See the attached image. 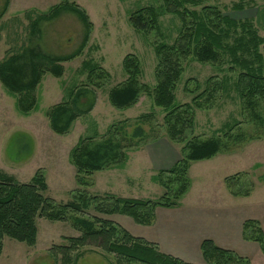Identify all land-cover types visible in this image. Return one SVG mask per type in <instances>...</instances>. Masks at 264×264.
Returning <instances> with one entry per match:
<instances>
[{"label": "trees", "instance_id": "obj_1", "mask_svg": "<svg viewBox=\"0 0 264 264\" xmlns=\"http://www.w3.org/2000/svg\"><path fill=\"white\" fill-rule=\"evenodd\" d=\"M8 5L9 0H5L0 18ZM64 11L75 13L85 26L83 40L77 49L66 55H49L29 48L0 60V81L17 95L18 108L24 114L38 106L36 90L45 73L61 77L65 72L64 63L82 55L91 38L94 24L76 0H59L37 19H53ZM163 13L177 16L181 21L173 42L166 41L162 31ZM128 21L135 31L146 36L154 33L158 37L154 43L156 83L150 85L143 81L139 56L128 53L122 60L126 78L110 87L108 98L113 107L127 109L143 95H148L154 105L164 111L166 136L181 145V149L180 157L171 167L160 169L152 176L163 188L162 195L144 199L87 191L94 185L96 172L125 166L131 151L158 139L156 115L152 111L118 120L104 133L95 130L92 135L81 136L72 148L71 161L76 167L79 188L68 201H57L46 194L48 183L42 168L26 182L0 169V254L6 236L33 245L38 234V218L71 219L80 235L68 237L69 245L58 246L67 262L71 250L91 243L113 254L116 264H193L161 251L158 244L132 235L113 219L93 214L91 210L108 216L124 214L136 223L152 225L156 222L158 207L179 206L191 189L192 163L235 152L244 144L264 137V36L252 20L236 19L217 5L203 4V0H162L160 10L153 5L141 6L130 13ZM189 60L228 65L227 73L208 77L203 86L195 78L188 79L184 89L191 99L177 103L176 91ZM82 70L86 73L85 80L72 86L68 96L47 111L50 126L57 134H68L77 119L89 114L97 101L96 90L104 88L112 79V74L93 59L84 60ZM190 81H195L194 87L189 85ZM232 86L238 94L244 119L226 122L211 136L195 134L196 111L218 105ZM25 144L22 142V149L28 153L30 147ZM258 180L264 183V173ZM224 184L235 197L250 196L257 185L249 171L227 175ZM263 223L264 218L246 219L243 237L257 242L264 253ZM200 250L207 264H251L249 257L222 247L211 238L201 241Z\"/></svg>", "mask_w": 264, "mask_h": 264}, {"label": "rangeland", "instance_id": "obj_2", "mask_svg": "<svg viewBox=\"0 0 264 264\" xmlns=\"http://www.w3.org/2000/svg\"><path fill=\"white\" fill-rule=\"evenodd\" d=\"M4 1L0 0V11ZM58 2L59 0H9L7 11L0 18V60L14 53L26 52L29 48L49 55H66L77 49L83 40L85 26L75 13L64 11L53 19H37L42 12L49 11ZM76 2L88 12L94 24L91 38L82 55L64 63L65 72L61 77L45 73L36 90L38 106L30 113H22L17 105V95L11 93L0 81V169L14 175L19 181L26 182L42 168L48 183L46 194L57 201H68L79 188L76 167L71 161V150L79 138L92 135L95 130L104 133L110 124L118 120L152 111L156 115L155 132L158 134V141H154V145L151 144L146 149L131 153V159L125 166L96 172L93 176L94 185L87 191L90 194L103 195L111 192L123 197L156 199L163 193V188L151 179L156 168H161L157 159V145L171 144L163 125L164 111L155 106L152 97L148 95H143L139 103L132 107L117 109L111 105L108 91L126 78L122 60L128 53L139 56L144 71L143 81L150 85L156 83L154 43L158 37L154 33L146 36L135 31L128 18L132 11L141 6L153 5L160 10L162 0ZM203 4L217 5L236 19L252 20L258 32L264 36V0H203ZM239 4L241 8L237 7ZM200 7L201 5L196 8ZM161 25L166 41L173 42L181 27L180 19L163 13ZM88 59L101 63L112 74V79L104 88L96 90L97 101L90 113L77 119L68 134H57L50 126L47 111L52 105L64 100L72 86L85 80L86 73L82 70V63ZM227 67L228 65L218 66L189 60L178 84L176 102L190 101L191 95L184 89L188 79L195 78L203 86L208 77L226 74ZM189 85L194 87L195 81H190ZM240 108L238 94L232 86L218 105L212 109L196 111L195 134L211 136L226 122L243 120ZM22 142L30 147L28 153L26 149H22ZM172 144L173 148L178 146L174 142ZM173 148L160 157L172 156ZM245 169H248L257 187L249 202L244 205L240 203V198H234L230 194L224 178ZM263 173L264 137L244 144L235 152L192 163V187L183 204H180L182 207L179 205L178 208H162L158 211L157 228L165 239L164 251H161L193 264H205L201 250L196 246L197 237L204 235L201 232L223 237L224 232L233 234L236 231L238 219L244 215L252 213L251 217L260 218L258 215L264 211V185L259 184L258 177ZM91 213L113 219L134 236H146L147 225L136 223L130 216H108L94 210ZM192 214H206L210 219L209 224L201 222L206 227L204 225L203 230L196 234L188 232L187 224L190 223L189 215ZM37 226L38 234L33 245L8 236L4 238L0 264H116L113 254L100 245L91 243L71 250L68 254L70 259L65 261L66 257L58 246L69 245L68 237L80 235L71 219L52 221L38 218ZM187 234L189 241L184 242L182 239ZM255 244L259 249L254 247L247 250L251 264H264V259L260 260V255L264 257V253L259 244Z\"/></svg>", "mask_w": 264, "mask_h": 264}, {"label": "crops", "instance_id": "obj_3", "mask_svg": "<svg viewBox=\"0 0 264 264\" xmlns=\"http://www.w3.org/2000/svg\"><path fill=\"white\" fill-rule=\"evenodd\" d=\"M139 101L137 103H139ZM124 119H126V118H124ZM154 141H158V139H155ZM154 141H150L147 144H144L143 146H141L139 149L131 151L129 153V159H128L127 163L131 159V153L138 152V151H140L142 149H146L151 144L154 145L153 144ZM168 141L172 144V142L170 140H168ZM171 144H168V145L163 144V146L161 144L157 145V148H159L158 151H157V154H159V156H158L159 158H157V159H158V162L160 163L159 165H161V168H156V172L158 170H160V169H166V168L171 167L178 160V158L180 157L181 145L177 144L178 146H176V148H173L174 146H172L173 144L172 145ZM171 148H173V150H174V153L172 154V156L167 157L166 155H163L162 157H160L162 153L166 154V152L169 151ZM116 169H118V168H116ZM108 170H111V169H108ZM241 171H248V169L241 170ZM155 173H153V174H155ZM151 179H152V177H151ZM259 184L264 185V183H262L260 181H259ZM256 187H257V185H256ZM252 194L250 196H247V197H235V196H233V197L234 198H240V201H241L240 203L245 205V204H247V202H249V199H250V197H252ZM185 197L182 199L181 205L183 204V201H184ZM181 205L179 207H182ZM162 208H167V207H158L156 209V222L154 224H152V225H147V227L145 228V229H147L146 236H142V237L146 238L148 241H152V242L157 243L158 246L160 247V249L164 251V247L163 246H165V242H164L165 239L161 237L159 228H157V226L159 225L158 211L160 209H162ZM167 209H171V208H167ZM263 212L264 211H262L258 215V216H260V218H259L260 220H263V218H264ZM251 214L250 215H244L243 217L238 219L237 228L235 229L236 231L233 232V234H228V232H224L223 233V237H227V238L230 237L229 239L224 240V239H222L223 237H216L213 234H209L208 232H206V233H204V232L202 233L201 232V234H204V235H200L199 237H197L196 246H198L200 248L201 241L204 238H211L218 245H220L222 247L233 249V250H235L236 252H238L239 254H241L243 256H248L247 255L248 248H254L255 247L256 249H259L258 246H256V244H255L257 242L245 240L244 237H243V222L246 219H248V218H254V217H251ZM200 215L199 214L189 215L190 223L187 224V226L189 228L188 232H194L196 234V232H199V230H203V227H204L205 224H202L201 222L205 221V223L206 222L208 224L210 223L209 222L210 219H208L209 215L208 216L206 214L204 216L202 214H200ZM236 217H238V216H236ZM200 220H202V221H200ZM262 226H263V229H264V223L262 224ZM205 227H206V225H205ZM180 237L182 238L183 235H181ZM182 240L184 242L187 240L186 242H188L189 241V235L187 234L186 238H183ZM263 259H264V257L262 255H260V260H263ZM205 264H206V262H205Z\"/></svg>", "mask_w": 264, "mask_h": 264}]
</instances>
